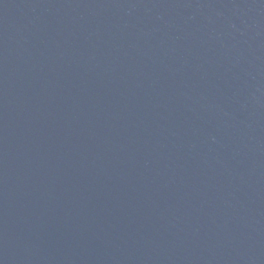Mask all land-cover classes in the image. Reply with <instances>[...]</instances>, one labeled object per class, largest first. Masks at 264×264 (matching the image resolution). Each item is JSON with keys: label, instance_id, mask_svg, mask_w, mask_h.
Masks as SVG:
<instances>
[{"label": "water", "instance_id": "1", "mask_svg": "<svg viewBox=\"0 0 264 264\" xmlns=\"http://www.w3.org/2000/svg\"><path fill=\"white\" fill-rule=\"evenodd\" d=\"M0 264H264V0H0Z\"/></svg>", "mask_w": 264, "mask_h": 264}]
</instances>
